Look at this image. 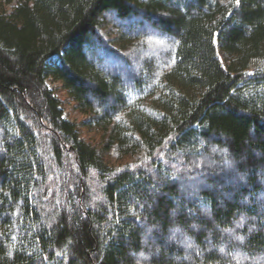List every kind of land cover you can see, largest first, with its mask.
Here are the masks:
<instances>
[{
	"label": "trees",
	"instance_id": "16d2710c",
	"mask_svg": "<svg viewBox=\"0 0 264 264\" xmlns=\"http://www.w3.org/2000/svg\"><path fill=\"white\" fill-rule=\"evenodd\" d=\"M263 60L264 0H0V264H264Z\"/></svg>",
	"mask_w": 264,
	"mask_h": 264
},
{
	"label": "rangeland",
	"instance_id": "374dc122",
	"mask_svg": "<svg viewBox=\"0 0 264 264\" xmlns=\"http://www.w3.org/2000/svg\"><path fill=\"white\" fill-rule=\"evenodd\" d=\"M103 32H104L106 38H110V39H113L115 34H116L115 29L112 28V27H110L109 29H104L103 28ZM148 41H150V40H148ZM121 42H123V40H120V39L117 40L116 39L115 40V44H116L115 46H122ZM148 50L149 51H148L147 54H149L150 56H152L154 58L155 57L156 58L160 57V59H162L161 55H163L164 53H162V52L160 53L161 49L159 48V46H156V48L155 47H150ZM163 50H165V49H163ZM138 58L139 57L137 56L135 59H138ZM114 64H116V63H114ZM117 65L120 66V63H117ZM140 65L141 64L139 63V60L138 61L137 60H135V61L133 60L132 64L129 67H127V68L126 67L122 68L121 72L125 74V78L131 79L137 73L135 70L138 67H140ZM48 84L63 99L65 116L70 117L73 120H78V121L81 120L84 117V115L81 114L76 109L75 104L69 99V97L67 96L66 92H64L61 89V84L56 82L55 80H52V79H48ZM86 136L89 137V135H86ZM222 154H224V152H222ZM216 164L219 165V166H222L224 164H227V162L226 161H222L221 163L219 162V163H215V164L214 163H208V166L214 168V167H217ZM199 183L200 182L198 181V183H196V184H199ZM183 193H186V192H183ZM248 202L249 201L246 200V203H248ZM261 213L264 214V210L263 209H261ZM147 228H149V227L146 226V229ZM178 229H180V228H178L177 226H174V227H172L170 229L169 233L166 236H160L159 238H163L164 237V243L167 246H169L171 242L172 243L174 241H178L179 242V241H181L183 239V236L181 234H178V232H179ZM146 231L148 232L147 234L150 235L149 229H147ZM185 248H186L185 249L186 253L190 252V250L187 247H185ZM187 256H189L188 253H187Z\"/></svg>",
	"mask_w": 264,
	"mask_h": 264
},
{
	"label": "snow or ice",
	"instance_id": "6c2138e0",
	"mask_svg": "<svg viewBox=\"0 0 264 264\" xmlns=\"http://www.w3.org/2000/svg\"><path fill=\"white\" fill-rule=\"evenodd\" d=\"M237 3H239V0H237Z\"/></svg>",
	"mask_w": 264,
	"mask_h": 264
}]
</instances>
